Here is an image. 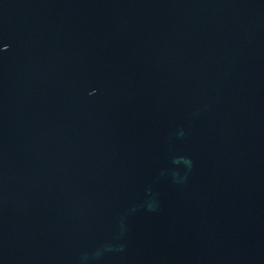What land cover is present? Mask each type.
<instances>
[{
    "label": "water",
    "instance_id": "obj_1",
    "mask_svg": "<svg viewBox=\"0 0 264 264\" xmlns=\"http://www.w3.org/2000/svg\"><path fill=\"white\" fill-rule=\"evenodd\" d=\"M0 264H264V0H0Z\"/></svg>",
    "mask_w": 264,
    "mask_h": 264
}]
</instances>
